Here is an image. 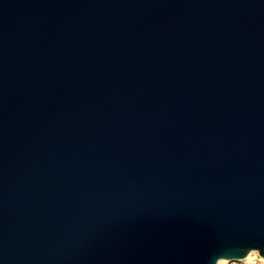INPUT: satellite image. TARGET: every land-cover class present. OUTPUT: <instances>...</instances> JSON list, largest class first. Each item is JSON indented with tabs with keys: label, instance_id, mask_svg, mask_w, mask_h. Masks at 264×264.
Wrapping results in <instances>:
<instances>
[{
	"label": "water",
	"instance_id": "95a60500",
	"mask_svg": "<svg viewBox=\"0 0 264 264\" xmlns=\"http://www.w3.org/2000/svg\"><path fill=\"white\" fill-rule=\"evenodd\" d=\"M264 258V0H0V264Z\"/></svg>",
	"mask_w": 264,
	"mask_h": 264
},
{
	"label": "built area",
	"instance_id": "2783aa9c",
	"mask_svg": "<svg viewBox=\"0 0 264 264\" xmlns=\"http://www.w3.org/2000/svg\"><path fill=\"white\" fill-rule=\"evenodd\" d=\"M226 264H264V258L260 257L256 252L250 257L241 260L227 261Z\"/></svg>",
	"mask_w": 264,
	"mask_h": 264
},
{
	"label": "bare ground",
	"instance_id": "6f19581e",
	"mask_svg": "<svg viewBox=\"0 0 264 264\" xmlns=\"http://www.w3.org/2000/svg\"><path fill=\"white\" fill-rule=\"evenodd\" d=\"M252 255H254V252L253 253H250L249 255H248V257H250V256H252ZM226 260H221V261H219L218 262V264H226Z\"/></svg>",
	"mask_w": 264,
	"mask_h": 264
}]
</instances>
